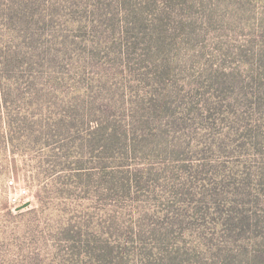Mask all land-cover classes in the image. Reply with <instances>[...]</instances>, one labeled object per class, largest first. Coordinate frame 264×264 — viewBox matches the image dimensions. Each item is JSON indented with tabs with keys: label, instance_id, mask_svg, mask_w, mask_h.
<instances>
[{
	"label": "rangeland",
	"instance_id": "obj_1",
	"mask_svg": "<svg viewBox=\"0 0 264 264\" xmlns=\"http://www.w3.org/2000/svg\"><path fill=\"white\" fill-rule=\"evenodd\" d=\"M0 264H264V0H0Z\"/></svg>",
	"mask_w": 264,
	"mask_h": 264
},
{
	"label": "built area",
	"instance_id": "obj_2",
	"mask_svg": "<svg viewBox=\"0 0 264 264\" xmlns=\"http://www.w3.org/2000/svg\"><path fill=\"white\" fill-rule=\"evenodd\" d=\"M12 201L15 202V201H16V197H13V198H12Z\"/></svg>",
	"mask_w": 264,
	"mask_h": 264
}]
</instances>
